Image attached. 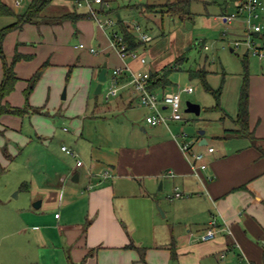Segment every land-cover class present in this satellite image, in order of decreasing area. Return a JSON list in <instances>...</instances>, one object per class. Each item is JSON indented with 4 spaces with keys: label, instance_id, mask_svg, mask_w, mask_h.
Masks as SVG:
<instances>
[{
    "label": "crops",
    "instance_id": "obj_1",
    "mask_svg": "<svg viewBox=\"0 0 264 264\" xmlns=\"http://www.w3.org/2000/svg\"><path fill=\"white\" fill-rule=\"evenodd\" d=\"M1 1L13 9L17 6L16 0L12 3ZM234 2V13L227 12L231 3H226L225 12L220 15L226 23L229 22L225 17L237 11V2ZM76 8L79 13L88 15L87 9L77 7L75 1ZM69 20L91 46L80 42L67 48L61 39L64 34L60 32V26L36 25L40 20L8 32L3 39L8 64H12L16 53L24 56L14 64L18 81L14 91L5 98L11 106L22 108L26 105L24 92L29 81L44 66L29 95L28 112L24 116L5 114L0 118V131L7 137V147L0 154V166L6 168L14 160L12 144L28 145L26 130L34 129L37 137L48 131L44 127L46 106L52 92L62 89L63 77L68 84V93L78 91L87 104L92 90L97 95L98 75L108 62H101L98 55L91 57L94 53L89 51L90 47L100 48L108 59L114 51L119 59L114 68H124L119 94L111 97L113 101L103 108L96 105L91 117H101L103 111L130 112L137 108L144 114L138 119L131 117L135 122L139 121L138 127L149 133V137L137 139L131 145L96 144L84 137V122L80 123L76 133L65 135L62 145L75 148L83 165L77 166L76 158L61 149L68 157L64 161L53 159L49 174H32L19 183L26 186L17 188L15 194L18 199L23 198L21 202L11 204L1 200L0 264H264V154L249 138L235 134L232 136L237 141L230 154L223 150L217 152L216 148L209 153L206 149L212 145L201 149L202 145H208L207 140V144H200L205 139L202 136L192 140L191 150L184 153L180 145L185 139L175 136L181 131L175 133L170 128L171 122L178 121H170L168 125L149 123L150 110L140 104L138 95L131 92L128 84V68L133 69L113 47L110 29H103L98 23L95 25L94 19L88 16ZM14 21L13 16L0 15V29ZM258 22L264 26V10L260 12ZM239 23L245 27L247 35L244 21ZM245 55L248 56L246 52ZM150 60L147 57V62ZM114 68L109 75L107 70L108 86ZM3 78L4 62L0 56V84ZM248 79L249 129L256 137L264 139V77L251 76L249 72ZM164 91L154 92L161 94ZM65 98L64 91L62 99ZM237 112L231 116L225 114L235 125L232 129L238 128L234 122ZM31 119L34 122L38 119L36 127H33L35 124L31 128L25 127ZM220 119H224V115ZM195 144L198 147H193ZM197 152L204 153L206 169L198 167L194 158ZM106 171L109 176H104ZM75 173L78 178L73 180ZM160 182L161 190L174 188L175 192L178 188L188 196L172 199L176 197L166 193L167 199L160 202L169 226L165 241L144 244L142 236L137 235L144 223L141 219L149 220L144 226L146 237L154 236L156 224L161 225L154 209ZM125 197L143 199L146 207L141 211L140 208L130 209L127 203L118 204L117 199ZM37 203H40L39 207H35ZM123 205L125 211H122ZM212 219L219 228L216 237L202 241L200 235ZM126 224L130 225L129 229ZM14 234L21 238L27 236L28 240L23 241V238L16 243L1 244ZM172 246L176 251L175 259L172 258ZM48 247L56 252L51 255L53 260L51 256L42 259V252ZM142 248L145 249L143 258Z\"/></svg>",
    "mask_w": 264,
    "mask_h": 264
},
{
    "label": "rangeland",
    "instance_id": "obj_2",
    "mask_svg": "<svg viewBox=\"0 0 264 264\" xmlns=\"http://www.w3.org/2000/svg\"><path fill=\"white\" fill-rule=\"evenodd\" d=\"M6 1L12 3L14 0ZM31 1L22 0L21 5L14 6V9L22 13L27 10ZM148 2L165 3L167 0H111L104 5H96V9L103 10L105 16H110L115 21L116 25L110 27V30L112 28L118 30L119 28L117 14L120 15L121 20L128 22L132 27L137 23L144 27L145 21L139 19L129 7ZM226 3H231V8H228L227 12L229 14L234 13V10H232L235 5L234 0H191L192 15L189 18L181 19L165 16L162 19L159 14H154L151 16V30L149 31L153 40L147 43L146 48H141L137 51L139 57H150L151 60L141 64L139 58L128 55L125 61L135 71L162 73L164 67L173 65L177 57H185L183 63L169 73L170 84L166 90L180 95L181 111L186 121L171 122L170 128L175 133L185 132L189 141L196 140L200 136L205 138L208 141V145H202L201 149L212 145L217 152L218 150H223L226 154H230L235 148L237 138L232 135L227 136L230 133L226 132V130L232 129L235 125L225 114L228 113L231 116L237 112L238 95L243 83L246 66H248L251 76L260 75L264 77V61H260L252 54L246 56L244 47L235 48L234 43L245 39L247 35L245 34V27L239 25V21H242V18L235 19L231 24L221 19L220 15L225 12L223 8ZM74 9V0H54L42 12V17H45L47 21L44 22L42 18L40 23L36 25L60 26V32L64 34L61 37L62 42L69 49L80 42L88 44L86 39L78 32L79 30H76L72 21L68 18L61 20L64 14L72 12ZM7 19L13 21V18L8 17ZM93 23L96 25L97 22L93 20ZM36 31L37 28L35 29ZM88 45L91 46L90 44ZM205 46L208 49H205ZM95 49L97 53L91 54V57L94 56L96 58L98 55V59H101V62L102 60L107 61L109 75L111 69L119 64L117 54L111 51V58L108 59L102 54L100 48L95 47ZM232 49L234 50L232 51ZM199 69L206 71L207 84L214 92L209 91L200 78L192 79L189 76V70L197 71ZM64 78L61 79V82H64L62 89L57 93L52 92L51 99L46 106L47 114H45L46 118H44V127L48 131L42 132L41 137H37L34 129L33 131L26 130L28 132V145L12 144V152L15 158L10 161L4 173L0 174V204L2 203L1 200H8L7 202L11 204L21 202L23 198L18 199L15 196L16 192H18L17 188H21L23 185L19 184L20 182L32 174L38 175L39 172L43 175L45 173L49 174L48 170L50 171L53 159L58 160L60 158L61 161H64L67 158L68 156L61 152L63 137L76 133L80 129L79 126L82 122H84V137L96 144L131 145L137 139H148L149 133L142 132L138 127L140 125L137 120L138 116L144 113L137 108L130 112L119 110L103 111V116L98 118L91 117L96 105L103 108V106L105 107L113 101V98L109 100L105 98L108 81L103 83L104 88L101 93L95 95L92 90L87 104L84 98V100L81 99V93L78 91L73 92L71 90V93H68V84ZM64 91L66 92V98L62 99ZM216 91L220 93L219 104ZM188 102L200 105L201 111L199 115L194 112H186ZM218 106L222 109L219 110ZM221 115H224V119H220ZM131 116L133 118L136 117L137 122ZM28 122L25 127L31 128L32 124H35L33 127H36L38 119L35 122L33 119L28 120ZM64 128L69 131L65 132ZM201 131H204L203 135L200 134ZM166 132L169 134L168 130ZM6 143V135L0 131V154H3L7 147ZM193 147L198 146L195 144ZM73 149L77 152L75 148ZM156 193L159 196L154 204V209L161 225L156 224L154 236L146 237L144 235L146 232L144 231V226L149 220L141 219L144 223L141 224L137 235L142 236L141 240L144 244L152 245L164 242V236L168 234L169 226L163 217L161 203L167 199L166 193L169 197L174 196V188L161 190L160 184H158ZM121 200L117 199L118 204H121V202L123 204L127 203L130 209L140 208L142 211L146 207L143 199L137 200L125 197ZM124 207L125 205H123L122 211H125ZM126 226L128 229L130 228L128 224ZM23 238L18 234H14L12 237L9 236V238L3 240L1 244H12L21 239L23 241L28 240L27 236ZM55 253L53 248L48 247V249L43 250L41 256L43 260L48 259V257L50 259V256ZM52 257L51 259L53 260Z\"/></svg>",
    "mask_w": 264,
    "mask_h": 264
},
{
    "label": "built area",
    "instance_id": "obj_3",
    "mask_svg": "<svg viewBox=\"0 0 264 264\" xmlns=\"http://www.w3.org/2000/svg\"><path fill=\"white\" fill-rule=\"evenodd\" d=\"M22 0H16V5L20 6ZM108 1L105 0H77L76 6L79 8H86L88 11V17L94 19L98 25L103 29H110L114 27L115 21L110 16H105L101 10L96 9V5H104ZM237 11L235 14L226 16L227 22L232 23L237 18H242L246 25L247 36L245 39L238 40L234 43L235 48L244 47L247 54H252L260 61H264V26L258 22L260 12L264 10V3L262 0H236ZM135 31L141 40L150 42L152 36L142 30L141 25H135ZM256 35V36H255ZM111 43L113 47L118 51L120 57L125 59L126 56H133L139 58L140 61L145 64L147 58L140 56L136 51L128 49L122 34L119 30H110ZM81 48H85L84 44H80ZM207 48V47H206ZM91 53L96 54L95 48H88ZM130 72V78L128 84L131 86V92L138 95L140 104L150 110L148 117L151 125L165 124L168 125L170 121H186L181 111V98L180 95L172 91H164L159 94L149 89V79L151 74L149 72H136L128 68ZM124 71L122 67H116L111 74L109 86L105 92V98L110 99L119 94L122 84L121 75ZM68 130L67 128H64ZM185 139L180 145L181 150L184 153H188L191 150L194 141L187 140L188 135L181 131L179 135H175ZM62 151L66 154L76 158V165L82 166L83 161L79 158L78 153L67 145H62ZM207 151L212 153L215 151L214 147H208ZM195 161L198 163L200 169H206L207 164L204 162V154L197 152L194 154ZM110 173L106 171L104 176H109ZM188 196L187 193L180 191L178 188L175 189L174 197ZM218 225L215 219L209 222V226L204 233L200 235L202 241H209L216 237L218 231Z\"/></svg>",
    "mask_w": 264,
    "mask_h": 264
},
{
    "label": "trees",
    "instance_id": "obj_4",
    "mask_svg": "<svg viewBox=\"0 0 264 264\" xmlns=\"http://www.w3.org/2000/svg\"><path fill=\"white\" fill-rule=\"evenodd\" d=\"M54 0H32L30 2V5L28 6L27 10H25L22 13H17L13 9V7H10L6 3L0 0V15H6V16H13L15 18V21L0 29V56L3 59L4 62V78L2 83L0 84V118L5 114H11V115H17V116H24L28 112V98L29 95L34 88L36 82L41 76L43 66L36 72V74L30 79V83L28 88L25 90L24 94L26 97V105L22 108L19 107H13L10 105V103L5 101V98L14 91L16 82L18 81V77L14 70V64L19 61L22 56L19 53H16L14 56L12 64H8L4 51L2 42L5 37V35L15 29L21 28L24 24L27 23H34L42 18V12L45 9L47 5H49ZM77 1V0H74ZM111 1V0H106ZM130 10L134 11L136 13L137 17L141 20H144L145 25L143 28L144 32H148L151 30L150 22L152 21L151 16L154 14H159L161 18L163 19L165 16L171 17V18H189L192 15L191 11V0H167L166 3H140L135 4L133 6L129 7ZM103 12V11H102ZM109 13V12H108ZM86 13H79L77 9L73 10L70 13H67L61 17V19L68 18L72 19L73 21H77L81 18H87ZM119 25V32L122 34L123 39L125 43L128 46V49L131 51H139L141 48H146L147 43L143 40H141L138 36V34L135 31V28L131 26L128 22H125L123 20H118ZM153 38V37H152ZM153 40V39H152ZM185 60V57H177L174 64L171 66H165L162 70V73L160 72H151V76L149 79V89L152 91H158V90H166L170 84L169 81V73L172 69H174L177 66H180L183 61ZM206 71L205 70H189V76L193 78H200V80L203 81V83L206 85L207 89L211 92H214L213 89L207 84L206 81ZM249 72H248V66H246L245 75L243 78V83L240 89V95L238 100V112L234 119V122L238 126L237 129H227L226 132H229L231 135H238V136H245L249 138L252 142V145L255 146L258 150L264 154V139H260L254 135L253 132L249 129ZM216 96L218 98V104H219V96L220 93L216 91ZM218 109L221 110L222 108L218 106ZM5 168H2L0 166V174L4 173ZM22 187H26L25 185H22ZM131 246V245H130ZM172 250V258H176V251L174 246L171 247ZM145 249L142 248V258L144 255Z\"/></svg>",
    "mask_w": 264,
    "mask_h": 264
},
{
    "label": "water",
    "instance_id": "obj_5",
    "mask_svg": "<svg viewBox=\"0 0 264 264\" xmlns=\"http://www.w3.org/2000/svg\"><path fill=\"white\" fill-rule=\"evenodd\" d=\"M118 20H121L120 15L117 14ZM149 60V58H148ZM107 79V67L106 65H104V67L102 68V70L100 71L99 75H98V85L95 89V93H100L102 90V86L103 83L106 81ZM201 111V107L198 104H193V103H187V108H186V112H194L195 114L199 115ZM200 134H204V131H201ZM200 144H207L206 139H203ZM78 178V173H75L73 176V180H76ZM160 188H162V182H160ZM40 203L35 204V207H39Z\"/></svg>",
    "mask_w": 264,
    "mask_h": 264
}]
</instances>
